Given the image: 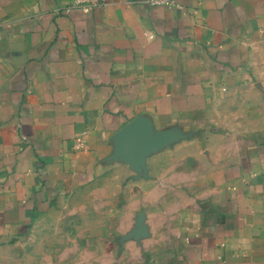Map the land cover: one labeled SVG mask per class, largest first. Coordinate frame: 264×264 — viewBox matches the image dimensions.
<instances>
[{"label":"crops","instance_id":"1","mask_svg":"<svg viewBox=\"0 0 264 264\" xmlns=\"http://www.w3.org/2000/svg\"><path fill=\"white\" fill-rule=\"evenodd\" d=\"M176 3L0 0V240L86 208L101 264H264V0Z\"/></svg>","mask_w":264,"mask_h":264},{"label":"rangeland","instance_id":"2","mask_svg":"<svg viewBox=\"0 0 264 264\" xmlns=\"http://www.w3.org/2000/svg\"><path fill=\"white\" fill-rule=\"evenodd\" d=\"M261 55L263 60L257 65L256 71L264 74V52ZM256 77L255 74L251 81L254 88L259 91L255 94L250 92L248 95V100L254 105L255 110H257L255 105L259 109L264 107V79ZM238 100L244 103L247 97L238 95ZM240 117L247 122L256 123L260 120L264 123V113L261 114L258 110L240 113ZM248 129V132L257 130L245 128V130ZM89 210L80 208L66 213L65 207L55 209L36 219L25 233L21 232L0 240V264H66L70 263L71 259H77L76 256L79 253H84L80 264H87L88 260L92 259L91 255H86L87 250L90 249L91 254L97 250L96 241L92 236L94 223L92 220L86 222L89 218ZM99 210L96 216L108 212V208ZM127 235L130 234L127 233ZM71 249H75L77 254L72 256ZM63 253L68 254L65 256ZM92 260L95 264H101L104 261L101 255L93 257Z\"/></svg>","mask_w":264,"mask_h":264},{"label":"water","instance_id":"3","mask_svg":"<svg viewBox=\"0 0 264 264\" xmlns=\"http://www.w3.org/2000/svg\"><path fill=\"white\" fill-rule=\"evenodd\" d=\"M135 124L132 123L126 128V132L128 134L131 133V136H134L135 138H139L140 140V145L136 149V154L133 155L134 162L137 163V165H142L144 166L145 164V155L148 151L152 149H156L159 146H161L162 142H169L170 140L174 139L175 136L173 137L172 135H168L167 133H162L158 135L154 139L148 138L145 133H141L139 130L134 132Z\"/></svg>","mask_w":264,"mask_h":264},{"label":"built area","instance_id":"4","mask_svg":"<svg viewBox=\"0 0 264 264\" xmlns=\"http://www.w3.org/2000/svg\"><path fill=\"white\" fill-rule=\"evenodd\" d=\"M106 0H71V5L79 6L81 9L88 11L94 8L97 5L103 4ZM149 5H166V6H175L177 5L176 0H145ZM83 144L82 141L79 142V145Z\"/></svg>","mask_w":264,"mask_h":264}]
</instances>
